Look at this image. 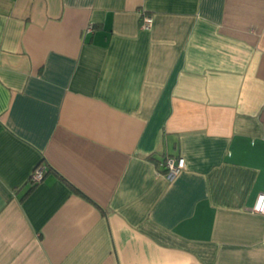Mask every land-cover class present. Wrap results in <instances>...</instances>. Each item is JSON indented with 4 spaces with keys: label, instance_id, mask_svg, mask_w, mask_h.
<instances>
[{
    "label": "crops",
    "instance_id": "crops-1",
    "mask_svg": "<svg viewBox=\"0 0 264 264\" xmlns=\"http://www.w3.org/2000/svg\"><path fill=\"white\" fill-rule=\"evenodd\" d=\"M263 192L264 0H0V264H264Z\"/></svg>",
    "mask_w": 264,
    "mask_h": 264
},
{
    "label": "built area",
    "instance_id": "built-area-1",
    "mask_svg": "<svg viewBox=\"0 0 264 264\" xmlns=\"http://www.w3.org/2000/svg\"><path fill=\"white\" fill-rule=\"evenodd\" d=\"M152 18L145 16L142 19L141 28L149 30L152 25ZM185 169V160L180 157H167L164 162V178L171 182ZM44 176V168L37 167L33 170L30 176L31 183H39ZM253 213L264 216V192L260 194L256 200L255 205L250 210Z\"/></svg>",
    "mask_w": 264,
    "mask_h": 264
},
{
    "label": "trees",
    "instance_id": "trees-1",
    "mask_svg": "<svg viewBox=\"0 0 264 264\" xmlns=\"http://www.w3.org/2000/svg\"><path fill=\"white\" fill-rule=\"evenodd\" d=\"M167 157L165 156L164 157V159H163V165H164V162H165V159H166ZM38 167H40V166H38ZM29 184H30V189L28 190V192L27 193H29L36 185H37V183H31L30 182V178H29Z\"/></svg>",
    "mask_w": 264,
    "mask_h": 264
}]
</instances>
